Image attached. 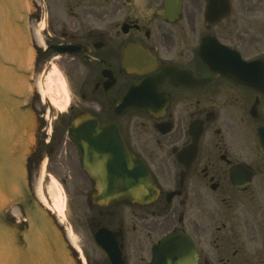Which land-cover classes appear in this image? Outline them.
I'll return each mask as SVG.
<instances>
[{"label": "flooded vegetation", "instance_id": "obj_1", "mask_svg": "<svg viewBox=\"0 0 264 264\" xmlns=\"http://www.w3.org/2000/svg\"><path fill=\"white\" fill-rule=\"evenodd\" d=\"M30 31L35 77L59 80L33 102L30 177L57 176L81 264H162L174 232L190 264H264V0H32ZM81 114L115 126L154 202L97 186L69 135Z\"/></svg>", "mask_w": 264, "mask_h": 264}, {"label": "water", "instance_id": "obj_2", "mask_svg": "<svg viewBox=\"0 0 264 264\" xmlns=\"http://www.w3.org/2000/svg\"><path fill=\"white\" fill-rule=\"evenodd\" d=\"M30 6V0H0V264H77L58 224L28 183L26 164L36 131L31 106L35 49L29 34ZM81 125L98 129L94 119L81 118L72 128L74 140ZM114 137L102 155L94 149L95 164L85 163V168L120 178L113 182L116 187L129 183L131 200H151L153 189L146 169L129 157L118 135ZM139 182L142 187L134 188ZM14 206L20 208L23 222L6 216ZM172 239L166 238L163 244L167 246Z\"/></svg>", "mask_w": 264, "mask_h": 264}, {"label": "rangeland", "instance_id": "obj_3", "mask_svg": "<svg viewBox=\"0 0 264 264\" xmlns=\"http://www.w3.org/2000/svg\"><path fill=\"white\" fill-rule=\"evenodd\" d=\"M44 76H45L44 79L43 78L40 79V76H39L40 84L43 85L44 91H46L49 94V96H52L51 90L47 91L46 84L48 82H50L53 86L52 89L54 90V94H55V92H58L59 91V80L57 77V73L56 72H49ZM54 87H56V88H54ZM50 98L52 99V97H50ZM46 173L47 174L50 173L51 175L49 174V177H47L46 174H44L42 176V178H43L42 183H40L41 176L39 177L38 184H37V191L39 194H42V196L45 197V200L47 201L48 206L51 205L50 203H52L54 205L55 202H58V205H60V207L63 208L64 207V198H63V196H61V187L55 179V177H57V176L55 174L53 175L49 169H47ZM46 193L48 196H50V200L46 197ZM14 209H15V211H14L15 220L16 221H22L23 220L22 214L20 213V211L17 208H14ZM62 215L66 216V212L64 210H63Z\"/></svg>", "mask_w": 264, "mask_h": 264}, {"label": "bare ground", "instance_id": "obj_4", "mask_svg": "<svg viewBox=\"0 0 264 264\" xmlns=\"http://www.w3.org/2000/svg\"><path fill=\"white\" fill-rule=\"evenodd\" d=\"M47 88L50 90L52 88V84L50 82H48L46 84ZM55 196V195H54ZM38 198L39 200L42 202L43 205H45L47 208L51 209V211H53L54 213L57 214H62L63 213V208L60 207V205H58V202H55L54 205L52 207L48 206L47 201L45 200V198L42 196V194H38ZM55 200V199H54ZM53 200V201H54Z\"/></svg>", "mask_w": 264, "mask_h": 264}]
</instances>
